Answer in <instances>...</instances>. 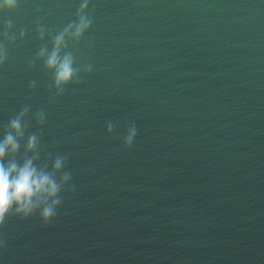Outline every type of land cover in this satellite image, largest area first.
I'll return each mask as SVG.
<instances>
[{"label":"water","instance_id":"95a60500","mask_svg":"<svg viewBox=\"0 0 264 264\" xmlns=\"http://www.w3.org/2000/svg\"><path fill=\"white\" fill-rule=\"evenodd\" d=\"M81 2L0 12V139L29 106L17 161L39 133L38 164L66 154L74 186L51 225L6 222L0 264H264V0H88L90 29L60 48L76 78L57 95L37 53Z\"/></svg>","mask_w":264,"mask_h":264},{"label":"clouds","instance_id":"9594fccd","mask_svg":"<svg viewBox=\"0 0 264 264\" xmlns=\"http://www.w3.org/2000/svg\"><path fill=\"white\" fill-rule=\"evenodd\" d=\"M18 3L19 0H0V12H15ZM87 7L88 0H82L77 12V21L68 24L55 35L51 52L47 48H41L37 53V57H47L45 68L54 72L57 95L63 93L65 87L76 78L72 55L69 53L61 58L60 48L69 31L74 29V36L79 40L90 29L92 21L84 14ZM11 28L12 22L9 21L4 36L6 41L13 43L15 36L8 35ZM39 32L42 38L44 29L41 28ZM6 60V47L0 44V66H3ZM86 70L90 73L91 66L87 65ZM30 87L34 88L35 84H31ZM29 112L30 107L25 106L13 116L6 125L3 139H0V229L5 227L10 218L27 220L35 215L39 216L43 226L51 225L57 219L64 192L74 191V186L71 185L72 173L65 170L68 160L66 154L56 155L54 159L49 154L50 169L48 161L42 166L38 164L41 156L39 133L28 135L22 162L17 161L21 143L29 127L26 122ZM45 118L46 113L42 110L35 113L39 126L44 125ZM113 127L112 122H109V131ZM136 136L137 129L133 124L124 138L126 149L131 150ZM4 243L5 241L0 239V248Z\"/></svg>","mask_w":264,"mask_h":264}]
</instances>
